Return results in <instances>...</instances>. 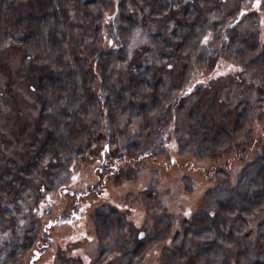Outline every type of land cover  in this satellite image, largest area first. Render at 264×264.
Instances as JSON below:
<instances>
[{
    "label": "trees",
    "instance_id": "16d2710c",
    "mask_svg": "<svg viewBox=\"0 0 264 264\" xmlns=\"http://www.w3.org/2000/svg\"><path fill=\"white\" fill-rule=\"evenodd\" d=\"M251 1L226 9V0H118L109 9L108 0H0V43L24 52L39 103L25 157L0 158V264L32 245L36 210L67 181L73 159L100 157L111 167L125 153L166 151L176 103H185L187 73L196 71L191 62L213 65L226 54L237 70H262L258 98L233 100L232 119L218 110L216 82L210 99L211 85L196 87L199 97L186 117L204 147L226 152L255 108L264 120V30L254 9L264 0ZM207 30L211 39L203 44ZM259 148L234 181L225 167L215 171L199 209L174 234L173 264H264V141ZM157 205L160 230L142 236L131 227L127 237L117 209L94 212L101 254L120 250L107 264H142L147 250L167 237L171 214Z\"/></svg>",
    "mask_w": 264,
    "mask_h": 264
},
{
    "label": "rangeland",
    "instance_id": "374dc122",
    "mask_svg": "<svg viewBox=\"0 0 264 264\" xmlns=\"http://www.w3.org/2000/svg\"><path fill=\"white\" fill-rule=\"evenodd\" d=\"M117 1L108 0L109 9H113ZM236 2L226 0L224 5L227 9L235 6ZM254 9L263 32L264 7L259 4ZM138 29L136 37L141 32V28ZM206 32L203 44L211 39L210 30ZM26 61L24 52L8 42L0 43V99L3 101L0 104V158L25 157L26 135L38 112L39 103L29 86L35 73ZM190 66L196 71L187 73L181 91L185 103H176L178 108L169 125L166 151L154 156L125 153V160L113 161L111 167L100 157L73 159L67 181L50 192L48 199L43 200L36 210L37 225L32 245L8 264H107L120 255V250L110 249L101 254L104 250L98 241L94 212L106 206L115 208L124 214L127 237L131 227L140 230L142 236L146 232L157 233L160 230L156 223L162 218L163 211L157 203L166 206L171 214V226L167 237L147 250L142 264H173L178 248L174 234L180 233L183 221L191 219L199 209L203 193L215 183V171L225 167L234 181L235 172L254 158L264 141V120L256 108L246 129L221 154H214L203 146L199 137L193 136L192 126L186 117L189 102L199 97L196 87L211 85L206 87L211 92L209 99L214 88H219L216 92H219L217 97L222 105L217 108L232 119L236 100L245 94L254 101L258 98L256 87L261 84V68L237 70L226 54L213 65L194 61ZM220 82L223 87L217 86ZM249 84L248 92L245 89ZM215 112L216 106L210 107L209 116ZM21 127L26 129L21 131ZM146 188H150L149 194L144 192Z\"/></svg>",
    "mask_w": 264,
    "mask_h": 264
}]
</instances>
